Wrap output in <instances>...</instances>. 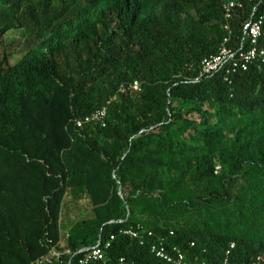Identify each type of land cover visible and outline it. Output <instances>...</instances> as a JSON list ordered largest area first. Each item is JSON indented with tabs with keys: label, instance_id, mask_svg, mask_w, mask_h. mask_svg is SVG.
Masks as SVG:
<instances>
[{
	"label": "trees",
	"instance_id": "1",
	"mask_svg": "<svg viewBox=\"0 0 264 264\" xmlns=\"http://www.w3.org/2000/svg\"><path fill=\"white\" fill-rule=\"evenodd\" d=\"M228 1L0 0V264L51 246L76 264L113 235L91 264H166L162 242L188 264L264 251V68L195 82ZM242 3L234 43L264 10Z\"/></svg>",
	"mask_w": 264,
	"mask_h": 264
},
{
	"label": "built area",
	"instance_id": "2",
	"mask_svg": "<svg viewBox=\"0 0 264 264\" xmlns=\"http://www.w3.org/2000/svg\"><path fill=\"white\" fill-rule=\"evenodd\" d=\"M260 3L254 7V12L259 11ZM243 9L242 0H230L223 4V12L227 24L225 30L227 35L224 38L222 46L219 48L218 53L205 58L199 67L198 78L195 82L211 78L218 72L223 73L224 81L229 84L232 83V77L240 72H246L251 67L262 70L264 68V48L260 47V42L263 37L264 27V10L261 11L257 17L247 21L243 27L242 40L237 43L232 41L233 31L230 26V21L238 16L240 10ZM136 92L141 91L140 84L135 82L132 86ZM115 100V98H114ZM110 104V103H109ZM107 108L97 110L92 114L85 116L82 119L76 120L75 128L83 130L87 125H106ZM120 234L139 238V234L133 230H121ZM152 236V233L148 234ZM115 236H111L104 244L102 241L89 249L81 250L79 253H84L78 259L76 264H91L92 262H103L106 260V253L111 249ZM51 243V241H50ZM194 243L191 244L194 247ZM235 245L231 244L230 249H234ZM152 254L160 261L166 264H188L183 251L178 247L167 248L163 242L152 245ZM75 255V254H74ZM73 256L70 249L58 250L54 246L49 248L46 256H42L35 260L33 264H71V260L67 262V258ZM119 264H124L121 260ZM219 264H239L232 262L230 254L227 253L226 258ZM240 264H264V251L257 256L252 262H242Z\"/></svg>",
	"mask_w": 264,
	"mask_h": 264
},
{
	"label": "rangeland",
	"instance_id": "3",
	"mask_svg": "<svg viewBox=\"0 0 264 264\" xmlns=\"http://www.w3.org/2000/svg\"><path fill=\"white\" fill-rule=\"evenodd\" d=\"M13 51H18V49H16V50H13ZM16 56H18L17 54H16ZM14 60H16V58H13ZM17 59H18V57H17Z\"/></svg>",
	"mask_w": 264,
	"mask_h": 264
}]
</instances>
